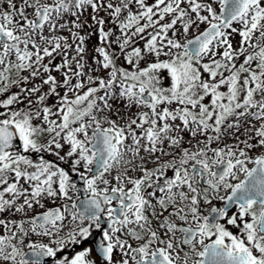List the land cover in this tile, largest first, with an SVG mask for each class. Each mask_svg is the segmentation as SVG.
<instances>
[{
	"label": "snow or ice",
	"instance_id": "obj_1",
	"mask_svg": "<svg viewBox=\"0 0 264 264\" xmlns=\"http://www.w3.org/2000/svg\"><path fill=\"white\" fill-rule=\"evenodd\" d=\"M87 8L103 45L89 71L85 38L72 31ZM100 11L116 24L115 41ZM66 14L75 19L61 23ZM65 29L74 48L57 34ZM112 43L130 69L117 67ZM145 54L155 59L140 67ZM57 55L62 63L53 64ZM36 78L41 84L28 87ZM12 87L19 90L5 96ZM0 96V213L27 215L44 197L64 201L0 219V264H95L91 248L57 255L93 228L102 231L101 264H264V0H0ZM185 131L204 139L183 147ZM229 136L233 143L212 147ZM17 140L23 153L70 161L89 195L74 199L69 171L43 157L34 163L13 150ZM226 217L238 233L220 222Z\"/></svg>",
	"mask_w": 264,
	"mask_h": 264
},
{
	"label": "rangeland",
	"instance_id": "obj_2",
	"mask_svg": "<svg viewBox=\"0 0 264 264\" xmlns=\"http://www.w3.org/2000/svg\"><path fill=\"white\" fill-rule=\"evenodd\" d=\"M113 2H115V0H113ZM148 2L151 3L152 0H148ZM93 14L94 13L92 12V9L91 8H87L85 11H83V14L80 17V22L82 23L83 26L81 28H79V29H75V28L72 29V31L77 32L79 35H82L85 38V41H84V47L86 49V52L84 54V58L86 60L85 71H89L90 68H96L97 67V65L95 63V60L97 58H99V57H98V54L95 52V49L97 47L103 46L102 43H101L100 37H99V30H98L99 26L95 25L94 21L92 20V15ZM98 17L99 18H103L105 20V24L103 25V28H104L105 31L109 30V31L113 32V35H112V37L110 39L115 41V38L120 35V32H119L116 24L111 22V20L109 19L107 13L104 12V11H100L98 13ZM74 19H75V17H72V16L66 14L65 15V19L62 20L61 23L65 22V20L70 22V21H72ZM69 27L71 28V24L70 23H69ZM201 27L203 28V26H201ZM57 34L67 37L68 38V43L73 44V48L75 47V43L73 41L71 33L67 29L61 30ZM232 39H233V45L234 46H238L240 37L238 35H234V37ZM143 45H144V41L143 40H139L137 38L136 39V43H135L134 46L143 48ZM110 49L117 56L118 65H119L118 67H124L126 69H130L131 66H129L126 63V61L124 60L123 55H121L120 50H119L118 46L115 43H112V45L109 48V50ZM74 55H75V52L72 49H70L69 50V59H71V57L74 56ZM154 59H155L154 56H148L147 54H145V60L141 61L140 67L147 66V63L152 62ZM45 62H47V61H45ZM241 62H242V58H241ZM60 63H62V57L57 55L55 60L53 61V64H60ZM73 67H75L74 62H73ZM25 74H27V73H25ZM51 74L53 76H55L57 78V80H59V81L63 80L62 72L53 71ZM90 74L96 75V76H104L105 75V73L102 72V71L94 72V73H90ZM161 79H162V82H163L165 87L170 85V78L167 77L166 73L162 74ZM73 83H75V80H73ZM33 84L40 85L41 84L40 78H36V79L30 81V83L28 84V87H31ZM18 90L19 89L15 88V87H12V88H10L9 93L5 94V96L10 94L11 92H16ZM47 90H48V86L47 85H43L42 86V92L43 91H47ZM58 92L60 93V95H63L64 92H65V89L64 88H59ZM69 95L71 96L72 94L70 93ZM5 96H0V99L5 98ZM46 103L49 106L56 105L58 103L57 97H55V96L48 97V99L46 100ZM113 104H114V106H118V107H121V108L123 107L122 102H120V101H113ZM21 107H22V105H21ZM0 111H2V109H0ZM137 111L138 110L135 107H133L131 109V113H135ZM131 113H129V114H131ZM122 114H124V113L122 112ZM176 123L179 124L180 122L177 121ZM247 127H248V125L245 124L240 129V132L237 133V135H240L241 139H244V136L241 135V133H243L244 129L247 128ZM181 135L184 137L183 147H190V145L188 143L189 141H191V145H195L197 140H203L204 139V137H201V136H197L196 138L193 139L187 131L182 132ZM223 143L231 144V143H233V138L231 136L226 137L225 140L222 143H220V144L213 143L212 147H214V148L215 147H222ZM68 148H69V146L67 144H65L64 148L62 150H60L61 151V155H64L68 151ZM164 149H165V151H172V149H170L167 146V144L164 145ZM14 151H18V150L14 149ZM259 151H260V149H257L253 153H250V154L251 155H255V154H258ZM27 154H30V159H32L34 163H38L39 160L41 159V157H43V159L52 162L57 167L64 168L66 171H69L73 181H74L73 177L75 175H78L77 173L71 171V167H70V163L71 162L70 161L68 163H65L64 161L59 160L56 156L51 155L48 152L27 153ZM142 155L147 157L146 153H142ZM210 155H211V153H210ZM249 166L251 167V165H249ZM147 167L148 168H152V167H154V164L149 162L147 164ZM132 175H136V173H132ZM167 175L169 177H171L173 175L172 171L169 170L167 172ZM161 179H163V178H161ZM27 186L28 185H25V187H27ZM148 191H153V189H149ZM156 195L160 196L161 193L157 192ZM221 195H226V193L222 192ZM77 196H78V192H76L74 194V199ZM154 202L155 201H153V203ZM20 203H22V199H18L17 200V204H20ZM41 203L43 204V207H40L39 205H34L33 209L27 210V215H25L24 213L5 212V213H0V219L7 218V219L20 221L21 219H27V217L36 216V215H38L40 213H43V212L47 211L48 209L59 207L61 204L64 203V201L60 200V199L53 200L52 198L44 197L41 200ZM213 204L217 208H221V207H224L225 202L224 201H219V200H214ZM210 207L211 206H203L202 207L203 214L208 215L209 211H210ZM237 211H238V209L235 207L233 210L228 212V214H229V216H231V215L236 214ZM165 215H167V213H165ZM226 221H227V217L224 220H222L221 223H223L225 225V227H227L230 231H232L234 233H238L239 232V229L237 227H235L233 225H228ZM155 223H156V221H153L154 225H155ZM97 230L98 229L93 228L92 229V234L94 232H96ZM2 232H3V230L0 229V233H2ZM30 239L33 240V241H40V242H44V243L48 242V238H46V237H38V236H36L34 234L30 237ZM26 243H27V241H26ZM71 247L72 246L70 245L68 248H66L64 250V252L69 251ZM86 248H91L92 249V251L90 253V259L95 261V264H101V259L97 256L93 246L92 245H88V246H86ZM25 251H28V250L25 249ZM76 251H79V250H74L70 254H67V256L70 257V256L74 255ZM116 259L117 260L119 259V254L116 255Z\"/></svg>",
	"mask_w": 264,
	"mask_h": 264
},
{
	"label": "water",
	"instance_id": "obj_3",
	"mask_svg": "<svg viewBox=\"0 0 264 264\" xmlns=\"http://www.w3.org/2000/svg\"><path fill=\"white\" fill-rule=\"evenodd\" d=\"M13 149H18V151H20L21 153H23L22 145L20 144V142L18 140L16 141ZM74 182L77 185V190H78V194H79L80 200H83V198L86 195H89L88 193H86L84 191V189H85L84 182L77 175L74 176ZM234 207L235 206L230 207L229 210H228V212L231 211ZM101 226H102V229L103 230H107V218H106V216L104 218H102V220H101ZM101 240H102V231L101 230H98V231L94 232L91 235V237L88 239V241H86L84 244L77 245V246H73L72 249H71V251L82 249V248H84V247H86V246H88V245L91 244V245H93L94 250H95L97 256L102 260L100 254H99V248H98V245L100 244ZM63 255H64V253L58 254V257H61ZM45 259H46V264H54V258H45Z\"/></svg>",
	"mask_w": 264,
	"mask_h": 264
},
{
	"label": "trees",
	"instance_id": "obj_4",
	"mask_svg": "<svg viewBox=\"0 0 264 264\" xmlns=\"http://www.w3.org/2000/svg\"><path fill=\"white\" fill-rule=\"evenodd\" d=\"M107 31H109V30H107ZM110 52H113V51H111V49L109 50ZM117 57V56H116ZM116 64H117V67L119 66L118 65V59L116 60ZM25 155H28V157L30 158V155L29 154H25Z\"/></svg>",
	"mask_w": 264,
	"mask_h": 264
},
{
	"label": "flooded vegetation",
	"instance_id": "obj_5",
	"mask_svg": "<svg viewBox=\"0 0 264 264\" xmlns=\"http://www.w3.org/2000/svg\"><path fill=\"white\" fill-rule=\"evenodd\" d=\"M29 155H30V154H29ZM161 180H162V179H161ZM78 196H79V194H78ZM234 208H235V207H234ZM234 208H233V209H234ZM233 209H232V210H233ZM229 212H230V211H229ZM220 222H221V221H220ZM97 231H98V230H97Z\"/></svg>",
	"mask_w": 264,
	"mask_h": 264
}]
</instances>
